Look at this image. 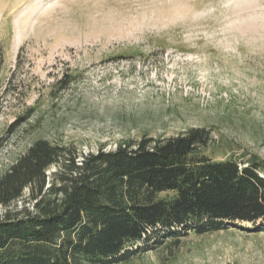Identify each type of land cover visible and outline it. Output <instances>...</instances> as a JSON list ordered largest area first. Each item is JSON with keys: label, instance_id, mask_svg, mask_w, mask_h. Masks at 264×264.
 <instances>
[{"label": "rangeland", "instance_id": "rangeland-1", "mask_svg": "<svg viewBox=\"0 0 264 264\" xmlns=\"http://www.w3.org/2000/svg\"><path fill=\"white\" fill-rule=\"evenodd\" d=\"M192 128L214 160L264 159V0H0V174L38 139L88 154ZM235 225L124 264H264V229Z\"/></svg>", "mask_w": 264, "mask_h": 264}, {"label": "trees", "instance_id": "trees-1", "mask_svg": "<svg viewBox=\"0 0 264 264\" xmlns=\"http://www.w3.org/2000/svg\"><path fill=\"white\" fill-rule=\"evenodd\" d=\"M211 142L205 128L88 154L36 140L0 174V264H124L191 232L264 229V159L214 160Z\"/></svg>", "mask_w": 264, "mask_h": 264}]
</instances>
